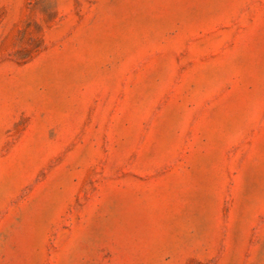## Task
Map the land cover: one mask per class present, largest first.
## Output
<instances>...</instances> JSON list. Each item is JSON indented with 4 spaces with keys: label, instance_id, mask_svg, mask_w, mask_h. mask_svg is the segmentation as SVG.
Wrapping results in <instances>:
<instances>
[{
    "label": "rangeland",
    "instance_id": "rangeland-1",
    "mask_svg": "<svg viewBox=\"0 0 264 264\" xmlns=\"http://www.w3.org/2000/svg\"><path fill=\"white\" fill-rule=\"evenodd\" d=\"M0 264H264V0H0Z\"/></svg>",
    "mask_w": 264,
    "mask_h": 264
}]
</instances>
